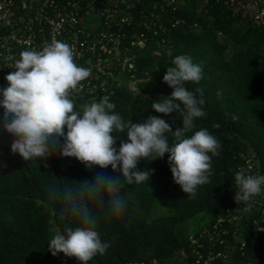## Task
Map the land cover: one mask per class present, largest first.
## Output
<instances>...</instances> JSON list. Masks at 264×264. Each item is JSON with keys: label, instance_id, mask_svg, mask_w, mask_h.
Returning <instances> with one entry per match:
<instances>
[{"label": "trees", "instance_id": "obj_1", "mask_svg": "<svg viewBox=\"0 0 264 264\" xmlns=\"http://www.w3.org/2000/svg\"><path fill=\"white\" fill-rule=\"evenodd\" d=\"M120 10L130 24L117 45L133 66L107 91L0 104V264H182L189 236L239 214L247 175L264 174V27L216 0ZM26 95L32 109L8 116ZM241 217L221 264L264 254Z\"/></svg>", "mask_w": 264, "mask_h": 264}, {"label": "built area", "instance_id": "obj_2", "mask_svg": "<svg viewBox=\"0 0 264 264\" xmlns=\"http://www.w3.org/2000/svg\"><path fill=\"white\" fill-rule=\"evenodd\" d=\"M123 1L0 0V104L38 90L48 98L97 96L99 91H107L116 70L121 74L133 66L128 48L117 45L118 38L126 35L123 24H130L128 17L121 15ZM216 1L264 27V0ZM142 36H138L142 38L137 39L139 43L145 41ZM250 161L246 160L252 170ZM4 168L0 160V174ZM247 178L253 188L249 203L239 214L225 209L199 234L189 236L188 251L180 252L182 264L224 262L236 246L237 231L231 233V240L230 223L245 213L264 247V174L256 171ZM243 246L241 242L239 249ZM256 262L264 264V254ZM147 264L162 263L153 259Z\"/></svg>", "mask_w": 264, "mask_h": 264}, {"label": "rangeland", "instance_id": "obj_3", "mask_svg": "<svg viewBox=\"0 0 264 264\" xmlns=\"http://www.w3.org/2000/svg\"><path fill=\"white\" fill-rule=\"evenodd\" d=\"M93 18H94V16H93ZM35 101H36V96H34V95H26V96H24V97H21V98H18V99H16V100H14L13 102H11L12 103V106L14 107L13 108V111L12 110H6V114L8 115V116H10V115H12L14 112H18V110L20 109L19 108V106L17 107V105H20V104H25V108L27 109V110H30V109H32V107H33V105H34V103H35ZM93 103V102H92ZM16 106V107H15ZM12 108V107H11ZM169 206V205H168ZM169 208H170V206H169ZM163 210H167V207H165ZM199 216L200 215H196L195 217H193V218H191L190 220H189V224H188V229L190 230V231H192V230H194L196 227H197V225H198V222H197V219L199 218Z\"/></svg>", "mask_w": 264, "mask_h": 264}]
</instances>
